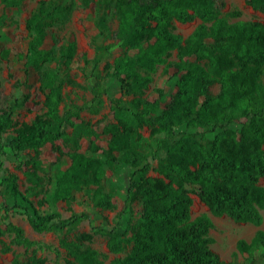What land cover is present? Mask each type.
Listing matches in <instances>:
<instances>
[{
	"label": "trees",
	"instance_id": "obj_1",
	"mask_svg": "<svg viewBox=\"0 0 264 264\" xmlns=\"http://www.w3.org/2000/svg\"><path fill=\"white\" fill-rule=\"evenodd\" d=\"M24 1L1 0V4L4 9L18 8ZM245 1L264 12V0ZM223 4V0L37 2L25 20L29 39L21 59L24 82L30 69L38 76L41 112L29 122L15 124L14 115L28 96L20 100L5 95L0 84V156L18 158L30 182L22 190L16 174L0 163V236L10 238L0 255L10 246H20L23 253L12 264H52L37 251H50L57 260L62 249L65 264H226L211 248L209 216L191 218L192 194L213 216L261 225L264 21L230 23L218 15ZM91 5L97 29L90 39L94 54L83 58L89 67L90 98L67 102L64 87L77 86L70 72L76 43L66 37L56 46L55 36L50 35L53 46L45 44L50 30L66 23L74 9ZM195 17L201 23L186 38L174 31V22ZM112 20L117 22L115 29ZM113 48L119 54L109 62ZM174 50L177 61L170 66L175 92L156 112L157 101L147 100L143 93L152 80L150 73ZM7 54L2 51L4 57ZM111 80L119 83L118 97L109 95ZM20 85L15 81L13 87ZM105 99L111 104L113 121L102 128L108 138L101 147L93 138L97 132L81 113H99ZM144 128L149 129L147 137ZM82 137L89 141L85 151L78 148ZM58 141L68 145L65 157L49 163L39 160L40 149ZM29 151L36 157L22 159ZM123 167L129 170L128 186L114 224L92 227V232L70 239L65 232L89 219L87 213L71 209L75 195L92 189L95 207L114 209L109 172ZM59 201L66 204L67 217L56 209ZM10 214L23 215L34 232L57 235V244L29 238L22 226L9 221ZM94 232L106 235L109 252L117 255L107 263L89 245ZM236 247L246 256L234 264H264V229H258L250 242L239 240Z\"/></svg>",
	"mask_w": 264,
	"mask_h": 264
},
{
	"label": "rangeland",
	"instance_id": "obj_2",
	"mask_svg": "<svg viewBox=\"0 0 264 264\" xmlns=\"http://www.w3.org/2000/svg\"><path fill=\"white\" fill-rule=\"evenodd\" d=\"M39 0H25L18 8L4 9L0 0V84L5 95L13 94L14 98L22 99L23 95L28 96L24 100V105L20 107L14 115L15 124L22 122H29L37 113L41 112L43 95L38 90V76L34 70H29L27 82H24L23 60L21 54L25 52L28 42V32L25 29V20L29 17L32 10L35 8ZM223 5L218 8L219 17L225 18L228 22L248 21L258 19L264 21V12L253 10L245 0H223ZM95 10L93 5L89 8L78 7L73 10L68 21L61 26L53 27L49 32V38L45 47L53 46V41L50 35L55 36L56 46L61 45L66 37L74 39L76 43V54L71 63V74L77 86H65L63 89L65 100L82 103L89 100L90 93L88 90L89 80L86 76L89 67L85 65L83 58H92L94 50L90 45V39L97 33L94 25ZM201 20L195 17L192 21L186 23L174 22V31L186 38L196 28ZM113 28L117 26V22L112 20ZM7 50L8 54L4 57L2 51ZM119 50L113 48L111 55L107 58L109 62L118 56ZM177 61L176 50L166 58L164 63L158 64L153 72L150 73L151 82L143 93L149 101H157L156 112H159L163 106L168 103L171 96L175 92V75L174 69L170 66L172 62ZM103 65V64H102ZM15 81H21L18 88H14ZM109 95L111 97H118L120 95L119 83L116 80H111L108 84ZM161 91V94L159 93ZM128 98V97H127ZM155 116V113L153 114ZM81 118L88 122L94 131L97 132V137H93L97 144L105 147V140L107 135L103 134L102 128L105 124L112 122L111 104L105 99L104 108L97 114H90L82 112ZM67 132L71 134L72 129L67 128ZM143 135H149V129H143ZM92 138V139H93ZM89 145L88 139L82 137L78 140V148L80 151H85ZM68 145H64L58 141L54 144H46L40 149L37 154L39 160L44 163L54 162L58 157L64 158L67 152ZM58 150L61 151L58 152ZM22 159L29 157H36L33 151L23 154ZM0 163L3 168L16 174L18 178L19 187L24 190L30 185L27 176L24 174L25 168H19V159L11 155L0 156ZM155 166L156 162H152ZM30 167V165H28ZM42 170L38 171L42 175ZM128 168L123 167L109 172L110 178L113 182V197L112 203L114 209L101 210L94 206L92 202V189L84 190L75 195V200L71 204V209L76 212H84L89 215V219L82 220L71 231L65 233L71 239L76 234L92 232V227L102 226L104 228L111 227L115 214L122 207V197L126 192L128 186ZM150 175L157 176L156 172H150ZM2 170H0V178ZM259 184L264 186V177L260 178ZM192 205L190 207L191 218L198 215L206 214L212 221V228L209 230V235L213 238L211 248L219 255L220 259L226 264H234L243 262L245 254L237 250V242L244 240L250 242L258 229H264V209L259 212L262 217L260 226H255L250 222H235L232 218L222 215L213 216L207 206H205L196 195L192 194ZM3 200L0 199V202ZM10 201V200H8ZM56 209L62 214V217H67L69 212L64 202L56 203ZM44 207H47L45 204ZM9 221L23 227L26 235L35 240H39L51 245H56L58 237L53 233H37L34 232L26 218L21 214H10ZM10 238L8 236H0V249L4 244H9ZM107 237L102 232H94L89 245L94 248L102 259L107 263L113 257L117 256L109 252L107 248ZM23 248L20 246H10V251L0 255V264H12L15 256L21 255ZM119 254L118 256H121ZM37 256L45 258L52 264H65L63 259L65 251L61 250V257L56 260L53 253L47 250H38Z\"/></svg>",
	"mask_w": 264,
	"mask_h": 264
}]
</instances>
